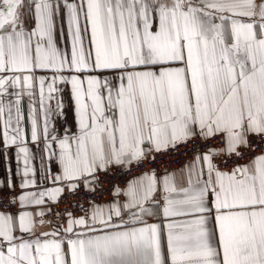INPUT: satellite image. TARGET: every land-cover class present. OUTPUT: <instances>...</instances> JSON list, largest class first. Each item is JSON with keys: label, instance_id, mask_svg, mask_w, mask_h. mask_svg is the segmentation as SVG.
Returning <instances> with one entry per match:
<instances>
[{"label": "snow or ice", "instance_id": "6c2138e0", "mask_svg": "<svg viewBox=\"0 0 264 264\" xmlns=\"http://www.w3.org/2000/svg\"><path fill=\"white\" fill-rule=\"evenodd\" d=\"M12 148L0 264H264V0H0Z\"/></svg>", "mask_w": 264, "mask_h": 264}, {"label": "crops", "instance_id": "0c3cea01", "mask_svg": "<svg viewBox=\"0 0 264 264\" xmlns=\"http://www.w3.org/2000/svg\"><path fill=\"white\" fill-rule=\"evenodd\" d=\"M65 27H66V21H65ZM65 99L67 103L69 104V107L66 109V119L64 118L58 119L56 122V127L58 128V130H61V131L63 130V128H69L72 131H76L74 111L71 108V101L68 100L67 98V93H65ZM25 110L27 111V97H25ZM62 125H63V128H62ZM26 126H30V125H28L26 122ZM33 163L36 164L37 167H39L40 161H39L38 156L33 161ZM9 166L12 168L11 175L8 172ZM38 175H39V172H38ZM9 178H11V180L16 184L17 191H20L19 184L21 182V176L19 175L18 169H17V162L15 159V148L9 149L6 156H0V180H7ZM108 199H110V196L103 200H108Z\"/></svg>", "mask_w": 264, "mask_h": 264}, {"label": "built area", "instance_id": "2783aa9c", "mask_svg": "<svg viewBox=\"0 0 264 264\" xmlns=\"http://www.w3.org/2000/svg\"><path fill=\"white\" fill-rule=\"evenodd\" d=\"M185 155H188L190 156L191 154L190 153H185ZM183 159V157H174L172 156L171 154H169L168 156L166 157H163V158H159L158 159V165L157 166H166L169 167V168H172V167H175V166H178L181 162V160ZM136 171H139V169H137ZM110 181L112 182H119L121 183V185L123 184V181L120 179V177H111V176H104L103 177V183H104V186H105V190L103 192V194L101 195V193L98 191L94 197H92L93 199L97 200V201H100V200H103L107 197H109V193H108V188L110 187ZM5 195H7V191H5ZM90 194L81 190L78 195L76 197H71V196H67L65 195L63 198H62V202H61V205L60 207H73L71 201L73 199H79L80 197H83L85 200H87L89 198Z\"/></svg>", "mask_w": 264, "mask_h": 264}]
</instances>
